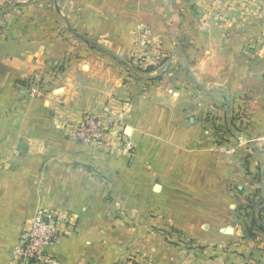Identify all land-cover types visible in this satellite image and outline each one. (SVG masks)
Returning a JSON list of instances; mask_svg holds the SVG:
<instances>
[{
  "label": "crops",
  "instance_id": "1",
  "mask_svg": "<svg viewBox=\"0 0 264 264\" xmlns=\"http://www.w3.org/2000/svg\"><path fill=\"white\" fill-rule=\"evenodd\" d=\"M212 5L52 0L20 17L0 0V264L43 209L78 219L53 248L60 264H264V230L244 237L235 221L237 202L264 194V16L221 25ZM139 26L147 72L131 62ZM28 79L44 94L29 98ZM106 106L131 155L67 136Z\"/></svg>",
  "mask_w": 264,
  "mask_h": 264
},
{
  "label": "built area",
  "instance_id": "2",
  "mask_svg": "<svg viewBox=\"0 0 264 264\" xmlns=\"http://www.w3.org/2000/svg\"><path fill=\"white\" fill-rule=\"evenodd\" d=\"M226 1L222 8L231 11L232 5L240 3L245 11L256 10L264 16V0H218ZM245 3L246 5H244ZM225 14L219 13L220 21L226 20ZM135 50L131 62L140 70L147 72L152 67L148 61L145 48L152 35L149 26H139L137 29ZM30 97L43 94L45 84L39 80H25L23 82ZM66 134L73 140L109 152H120L131 155L134 151L132 142L128 139L115 112L109 106L101 111H84L80 119L66 126ZM77 217L70 212H57L43 209L37 212L23 225L18 243L14 247L12 256L15 264H60L53 248L77 228ZM115 264H150L147 259L137 258L135 255L122 256Z\"/></svg>",
  "mask_w": 264,
  "mask_h": 264
},
{
  "label": "rangeland",
  "instance_id": "3",
  "mask_svg": "<svg viewBox=\"0 0 264 264\" xmlns=\"http://www.w3.org/2000/svg\"><path fill=\"white\" fill-rule=\"evenodd\" d=\"M51 1L52 0H9L11 11H20V12L25 11L26 12V14L20 13L19 14L20 17H35V14L37 12L45 11L44 7L48 6ZM225 2L226 1L219 3L218 0H213V5L211 6L210 10H207V13L209 15L208 18H212L214 21L218 22L221 25H226L232 21L230 19V17L232 16V13L238 14V12H237L238 9L242 11V14H238L241 17H243L244 14L253 15L252 13H254V12L257 13V11L253 10V9L245 11L243 6H240L241 4L237 3V2H236V4L232 5L231 11H229L228 9L222 8V6L224 5ZM243 4L246 5L245 3H243ZM219 13H222V14H225L226 16H228L227 18L225 17L226 20L220 21L217 18ZM246 15H244V16H246ZM21 87L25 91L26 95L29 98H31L27 93V88L25 86L23 87V85ZM44 92H43V94H44ZM0 163H1V160H0ZM260 196H262V195L260 193L256 192L254 194H251L250 197L245 198L244 201L236 203L235 221L237 223H240L242 235L244 237L245 236L251 237V234L253 233L254 228L251 224V217H252L253 213L255 211L257 213L258 210L261 208V206H263V204H264V202H263V204H260L262 201H264V200H262L263 197L261 198ZM263 221H264V218H263ZM231 223L234 225L233 220H225L224 221V224L231 225ZM228 235H230V234H228ZM173 239L177 240L178 244L185 245L184 249L186 251L190 250L191 248H189V247H191L193 245V244H191V242H192L191 238L188 237V239H185V237L183 235L176 234Z\"/></svg>",
  "mask_w": 264,
  "mask_h": 264
},
{
  "label": "trees",
  "instance_id": "4",
  "mask_svg": "<svg viewBox=\"0 0 264 264\" xmlns=\"http://www.w3.org/2000/svg\"><path fill=\"white\" fill-rule=\"evenodd\" d=\"M153 68H149L147 71H151ZM23 85H25L23 83ZM258 193H260L262 196H260L262 198V200H264V194L263 192L260 190ZM264 201H262L260 204H263ZM263 218H264V204L263 206H261V208L258 210V212L256 213V211L253 213L252 217H251V224L252 226H256V224L258 225V228H261L264 230V222H263ZM175 234H179L181 235L179 232H176ZM173 243H178L177 240H173Z\"/></svg>",
  "mask_w": 264,
  "mask_h": 264
},
{
  "label": "water",
  "instance_id": "5",
  "mask_svg": "<svg viewBox=\"0 0 264 264\" xmlns=\"http://www.w3.org/2000/svg\"><path fill=\"white\" fill-rule=\"evenodd\" d=\"M225 233H227V234H232V233H233V228H232V227H227V228L225 229Z\"/></svg>",
  "mask_w": 264,
  "mask_h": 264
}]
</instances>
